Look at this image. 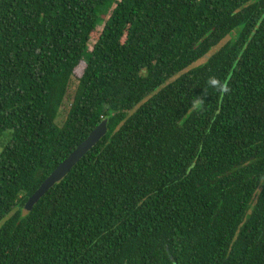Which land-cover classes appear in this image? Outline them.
<instances>
[{
    "label": "trees",
    "instance_id": "1",
    "mask_svg": "<svg viewBox=\"0 0 264 264\" xmlns=\"http://www.w3.org/2000/svg\"><path fill=\"white\" fill-rule=\"evenodd\" d=\"M9 131L0 264H264V0H1Z\"/></svg>",
    "mask_w": 264,
    "mask_h": 264
},
{
    "label": "water",
    "instance_id": "2",
    "mask_svg": "<svg viewBox=\"0 0 264 264\" xmlns=\"http://www.w3.org/2000/svg\"><path fill=\"white\" fill-rule=\"evenodd\" d=\"M108 120H104L88 139L82 143L41 185L27 201L25 209L32 211L36 204L57 184L63 181L78 163L108 134Z\"/></svg>",
    "mask_w": 264,
    "mask_h": 264
},
{
    "label": "rangeland",
    "instance_id": "3",
    "mask_svg": "<svg viewBox=\"0 0 264 264\" xmlns=\"http://www.w3.org/2000/svg\"><path fill=\"white\" fill-rule=\"evenodd\" d=\"M0 1H1V0H0ZM118 1H120V0H118ZM103 28H104V25H103V26H100V27L98 28V32H101V31L103 30ZM229 40H230V38L226 39V40L223 41L218 47L214 48V49L210 52L209 57H210L211 55H213L214 53H216V52H217L220 48H222L224 45H226V43H227ZM94 44H95V39H93V41L91 42V48H92V46H94ZM209 57H207V58H205V59L199 61V62H198L196 65H194L193 67H197V66H199V65L204 64V63L207 61V59H208ZM178 77H179V76H178ZM178 77H176L175 79H177ZM11 137H12V132H10V131H9V132H6V133L2 136V138L0 139V153L4 150V148L6 147V145L8 144V142L10 141ZM25 211H27V210L25 209Z\"/></svg>",
    "mask_w": 264,
    "mask_h": 264
},
{
    "label": "clouds",
    "instance_id": "4",
    "mask_svg": "<svg viewBox=\"0 0 264 264\" xmlns=\"http://www.w3.org/2000/svg\"><path fill=\"white\" fill-rule=\"evenodd\" d=\"M220 85H219V82L216 80V79H211L210 81H209V87H219ZM196 106H199V102H197V105Z\"/></svg>",
    "mask_w": 264,
    "mask_h": 264
}]
</instances>
